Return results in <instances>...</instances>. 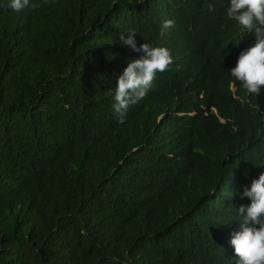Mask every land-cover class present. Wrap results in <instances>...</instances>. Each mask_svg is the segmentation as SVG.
Returning a JSON list of instances; mask_svg holds the SVG:
<instances>
[{
	"label": "trees",
	"instance_id": "1",
	"mask_svg": "<svg viewBox=\"0 0 264 264\" xmlns=\"http://www.w3.org/2000/svg\"><path fill=\"white\" fill-rule=\"evenodd\" d=\"M5 3L0 264H233L239 193L264 171V86L255 111L227 75L253 34L221 0ZM129 30L172 62L118 123Z\"/></svg>",
	"mask_w": 264,
	"mask_h": 264
},
{
	"label": "clouds",
	"instance_id": "2",
	"mask_svg": "<svg viewBox=\"0 0 264 264\" xmlns=\"http://www.w3.org/2000/svg\"><path fill=\"white\" fill-rule=\"evenodd\" d=\"M221 4L222 15L233 22L236 37L246 32L253 34V40L238 52L234 66L228 69L227 75L231 78L230 85L238 81L244 92L239 97L240 103L256 111L257 105L252 97L259 94L264 86V0H221ZM40 6V0H6L3 5L12 13L34 10ZM207 7L211 11L213 4L209 3ZM172 24V20H164L160 25L161 35ZM135 34L133 30H129L127 35L119 34V43L137 55L128 59L115 75V84L111 89V111L118 123L124 121L129 106L146 95L156 73L165 71L172 62L166 47L146 42L138 44ZM257 165H264V161ZM239 195L247 203L236 207L237 228L228 239L233 264H264V171L243 186Z\"/></svg>",
	"mask_w": 264,
	"mask_h": 264
}]
</instances>
